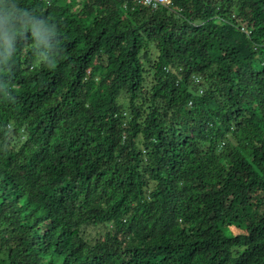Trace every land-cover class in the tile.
<instances>
[{"label":"trees","instance_id":"1","mask_svg":"<svg viewBox=\"0 0 264 264\" xmlns=\"http://www.w3.org/2000/svg\"><path fill=\"white\" fill-rule=\"evenodd\" d=\"M17 3L0 264H264V0Z\"/></svg>","mask_w":264,"mask_h":264},{"label":"clouds","instance_id":"2","mask_svg":"<svg viewBox=\"0 0 264 264\" xmlns=\"http://www.w3.org/2000/svg\"><path fill=\"white\" fill-rule=\"evenodd\" d=\"M0 15L6 20H15L22 15L17 0H0Z\"/></svg>","mask_w":264,"mask_h":264},{"label":"built area","instance_id":"3","mask_svg":"<svg viewBox=\"0 0 264 264\" xmlns=\"http://www.w3.org/2000/svg\"><path fill=\"white\" fill-rule=\"evenodd\" d=\"M41 1L48 2L50 0H41ZM126 1L130 4L132 3V5L134 6H144L155 10L162 5H171L173 0H126Z\"/></svg>","mask_w":264,"mask_h":264},{"label":"rangeland","instance_id":"4","mask_svg":"<svg viewBox=\"0 0 264 264\" xmlns=\"http://www.w3.org/2000/svg\"><path fill=\"white\" fill-rule=\"evenodd\" d=\"M92 92H96L95 95L98 96V97H100V96L102 95V94H101L102 91H101L99 88H96V87H95L94 90H92Z\"/></svg>","mask_w":264,"mask_h":264}]
</instances>
